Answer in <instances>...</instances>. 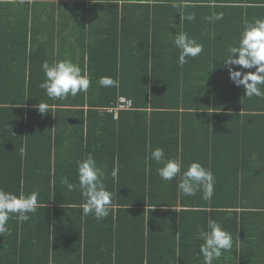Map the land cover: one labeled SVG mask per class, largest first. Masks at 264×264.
<instances>
[{
    "label": "trees",
    "instance_id": "1",
    "mask_svg": "<svg viewBox=\"0 0 264 264\" xmlns=\"http://www.w3.org/2000/svg\"><path fill=\"white\" fill-rule=\"evenodd\" d=\"M214 12L223 19H207ZM258 18L264 0H0V188L39 193L29 221L9 219L0 264H204L198 237L209 218L232 237L213 264H264V98L246 97L223 66ZM178 32L203 45L183 66ZM62 60L90 87L52 99L42 64ZM121 97L133 108L103 111ZM157 147L181 175L193 162L210 169L211 197L183 195L179 175L161 180ZM89 154L112 193L100 220L62 183L78 185L76 162Z\"/></svg>",
    "mask_w": 264,
    "mask_h": 264
},
{
    "label": "clouds",
    "instance_id": "2",
    "mask_svg": "<svg viewBox=\"0 0 264 264\" xmlns=\"http://www.w3.org/2000/svg\"><path fill=\"white\" fill-rule=\"evenodd\" d=\"M223 12H214L207 17L211 20H222ZM192 21L195 14L181 17V20ZM172 43L179 49L178 62L180 66L188 62V58L198 57L203 51V45L190 39L186 32H178ZM223 66L227 68L230 80L237 86H242L248 98H264V19H255L246 24L238 46H231L227 50ZM239 69V70H236ZM245 69H255L254 72H245ZM42 70L45 80L40 87L45 90L47 96L52 99H66L75 97L81 92H86L90 87V79L87 74H82L81 68L71 60H62L49 63L44 61ZM98 83L101 87L118 86V81L110 77H100ZM41 114L48 112V105L38 104ZM23 154V149H21ZM151 159L158 164H163L157 169V174L163 181H172L179 175L177 184L179 191L185 196H195L198 191L203 192V199L208 200L214 189V176L210 169H206L198 162L191 163L181 175V162L178 159H166L163 148L157 147L151 151ZM77 163L78 185L69 183L65 177L62 181L68 191L79 188L85 202L81 205L82 214L93 215L97 220L106 217L112 207V193L106 189L104 171L97 166L92 154ZM113 179L117 176V170L112 171ZM38 192L17 196L0 188V236L8 232V221L15 215L18 222L30 220L29 213H35L38 205ZM200 254L203 255L204 264H213L224 251L232 248L231 234L225 231L220 223L209 218L207 228L199 229Z\"/></svg>",
    "mask_w": 264,
    "mask_h": 264
},
{
    "label": "built area",
    "instance_id": "3",
    "mask_svg": "<svg viewBox=\"0 0 264 264\" xmlns=\"http://www.w3.org/2000/svg\"><path fill=\"white\" fill-rule=\"evenodd\" d=\"M133 108V104H132V101L129 100V99H126L124 97H121L119 100H118V104L117 106L115 107H112V108H107V109H103V111H108V112H111L114 114V118H117L118 117V114L120 111H123V110H130Z\"/></svg>",
    "mask_w": 264,
    "mask_h": 264
},
{
    "label": "crops",
    "instance_id": "4",
    "mask_svg": "<svg viewBox=\"0 0 264 264\" xmlns=\"http://www.w3.org/2000/svg\"><path fill=\"white\" fill-rule=\"evenodd\" d=\"M37 20V24H39L40 23V20L39 19H36ZM22 24H25L23 21H22ZM27 24H28V22H27ZM21 32H22V34H24L25 33V31H24V29H22L21 28ZM29 37V36H28ZM255 222H253V224H254ZM259 224H260V222H258Z\"/></svg>",
    "mask_w": 264,
    "mask_h": 264
}]
</instances>
